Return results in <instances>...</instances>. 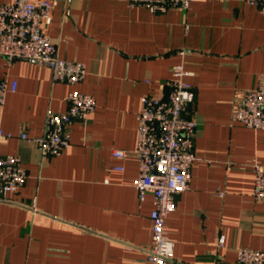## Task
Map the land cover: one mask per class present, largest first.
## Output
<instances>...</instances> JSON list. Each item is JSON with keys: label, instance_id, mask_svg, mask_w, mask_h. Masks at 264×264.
I'll return each instance as SVG.
<instances>
[{"label": "crops", "instance_id": "obj_1", "mask_svg": "<svg viewBox=\"0 0 264 264\" xmlns=\"http://www.w3.org/2000/svg\"><path fill=\"white\" fill-rule=\"evenodd\" d=\"M46 32L86 74L71 85L48 66L0 57V79L17 80L0 104V129L13 134L0 140V155H18L28 173L0 201V264H149L154 201H140L131 185L137 115L144 94H166L159 84L179 63L192 72L187 114L196 121L197 159L166 219L175 243L169 264H240L237 247L264 250V201L253 197L252 169L264 164V129L231 117L237 93L264 80V13L243 0H193L164 13L128 0H62ZM73 88L94 95L96 110L73 123L67 149L44 155L19 133H42L48 111H65ZM112 148L129 155L115 158Z\"/></svg>", "mask_w": 264, "mask_h": 264}, {"label": "built area", "instance_id": "obj_2", "mask_svg": "<svg viewBox=\"0 0 264 264\" xmlns=\"http://www.w3.org/2000/svg\"><path fill=\"white\" fill-rule=\"evenodd\" d=\"M62 0H10L0 3V57L10 64L16 59L48 66L55 81L77 84L86 74L82 62L62 57L46 29L52 22V9ZM132 6H143L152 12L164 13L171 8L187 9L193 0H128ZM264 13V0H243ZM183 53V52H182ZM192 74L183 63L174 66L170 78L159 85L164 96L152 93L141 97L137 115L138 131L134 155L139 162V174L132 181L139 200L151 194L154 207L150 212L151 242L147 249L149 264H169L174 261V240L166 229L168 215L176 209V196L189 188L191 169L197 159L194 152L196 121L187 114L195 101V91L187 77ZM146 82H150L146 79ZM17 80L0 79V104L8 91H16ZM232 113V120L251 129H264V80L242 92ZM68 107L63 112L49 110L45 130L31 135L22 127L19 136L38 147L44 155L62 153L71 144V127L75 121L86 123L96 110L94 95L73 88L67 96ZM13 137L0 129V140ZM113 157L125 159L129 151L112 148ZM123 170L122 165L114 166ZM253 197L264 201V164L253 162ZM28 173L18 155H0V201L9 200L27 179ZM224 237L218 244L223 246ZM240 264H264V250L237 247Z\"/></svg>", "mask_w": 264, "mask_h": 264}]
</instances>
